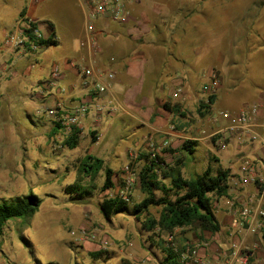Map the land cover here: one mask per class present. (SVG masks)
<instances>
[{"label":"rangeland","instance_id":"rangeland-1","mask_svg":"<svg viewBox=\"0 0 264 264\" xmlns=\"http://www.w3.org/2000/svg\"><path fill=\"white\" fill-rule=\"evenodd\" d=\"M197 1L199 4L196 2L194 6L198 8L200 6L202 9V41L205 44L203 47L205 59L223 50L218 47L229 46L231 32L235 47L240 45L242 35L247 32V26L243 24L244 20H241L248 16L253 20L259 13H264V0ZM140 3L142 10L159 7L166 13L177 7L189 6L187 0H140ZM23 6L30 7V0H0V45L2 40L5 41V31L10 28L13 30L15 27ZM32 8L30 15L38 25L52 23L62 37L60 46L42 51L48 55L41 64L42 74H38L40 66L34 64L41 53L17 62L18 69L31 71L26 79L28 82L42 84L50 80L62 56L78 49L80 34L86 21L83 8L78 0H40L39 5ZM251 29H253L251 36L255 39H250L247 44L254 46L255 50L247 51V56L255 59L256 66L264 67V46L260 41L264 37L261 34L264 32V23L255 27L251 26ZM256 51L260 53L254 55ZM208 53L210 55L206 56ZM252 75L264 84V70L259 73L253 69ZM230 85L237 89L231 93V96L219 97L220 100L255 98L251 101L259 102L264 99V90H256L250 81L238 80L236 83L231 82ZM257 86L264 87V85ZM38 92L39 90L35 87L29 93L22 91V95L18 98L21 100L23 94ZM205 98L204 96L203 100ZM171 99L168 103L172 105L180 101V99H174L173 96ZM107 100L105 101L107 108L99 114V117L105 124L116 117L115 119L118 120H115L114 129L106 133L101 143L97 145L94 144L99 141V133L95 131L92 134L85 130L78 147L74 149L65 146L62 138L57 139L52 137V134L50 135L49 126L53 125L50 122L53 119L37 114L39 109L43 111L45 107L37 105L36 110L33 108L27 112L25 105L20 102L14 103L11 108L16 112L12 121L9 118L5 119V113L3 115L0 111V203L29 194H34L42 201L41 207L34 216L28 219H13L5 225L4 234L0 238V264L165 263L166 252L163 250L162 241L156 237L151 241L149 232L142 225L148 217L158 216L159 210L153 208L150 212L141 215L134 212V205L144 198L139 179L129 195L130 208L128 211L106 220L100 211V203L104 198L120 199L115 193L118 187H123V167L130 166L138 177L148 160L154 157L153 155H159L164 162L170 160L171 163H175L180 157L177 153L182 151L180 147L173 148L172 145L162 148L166 137L164 130L154 133L153 146H151L149 138L152 133L145 129L138 133L134 129L135 122L129 114L120 116L118 110L109 112ZM199 101L183 109L184 116H175L167 111V115H171L168 128L174 126L173 131L181 133L184 141L197 143L194 147L195 152L189 156L185 155L182 169L187 178H193L202 173L209 165L235 172L241 156H249L259 161L264 160V150L258 146L239 147L235 141L231 140L226 148H222L217 142H213V139L203 140L202 138L211 132L212 126L209 118L212 115L206 118L200 117L197 112ZM251 101L250 103H253ZM227 105L228 103L222 106ZM215 111L218 110H214L212 114ZM130 113L134 114V112ZM14 120L26 131L14 124ZM26 136L27 138L23 139ZM13 138L16 139L14 143H11L10 140H14ZM41 141L42 144L39 143ZM90 154L102 158L105 163L97 179L92 183L87 177L80 179L79 170L82 161ZM134 154L138 157H133ZM107 168L111 169L113 174L116 173L113 179L117 187L114 186L113 196L108 190L101 191ZM75 184H80L87 190L89 188L88 195L85 192L67 193L66 188ZM218 219L222 221L219 214ZM198 229L200 230L199 224H194L191 231L198 232ZM184 233L185 235L173 233V246L180 251L191 247L189 244L192 240L203 238V235ZM162 238L165 248L171 247L170 244L168 245V235ZM231 243L230 237H226L224 242L219 241V244H223V249L218 252L219 259ZM247 247V251L253 252L250 264H264V231L258 235H250L247 238ZM93 253L97 254V257H94Z\"/></svg>","mask_w":264,"mask_h":264},{"label":"crops","instance_id":"crops-1","mask_svg":"<svg viewBox=\"0 0 264 264\" xmlns=\"http://www.w3.org/2000/svg\"><path fill=\"white\" fill-rule=\"evenodd\" d=\"M187 1L188 7H177L166 13L159 7H149L146 11L142 10L140 0H134L129 7L132 16L125 24L110 23L106 19H99L95 23L96 29L92 35L93 44L91 45L89 44L91 34L88 33L85 22L84 29L80 34L78 49L71 51L70 54L66 53L56 64L60 71V76L55 78L52 73L50 80L42 84L28 82L26 79L31 74V71L18 69L17 62L41 53V56L35 60L34 64L40 66L38 74H42L43 67H41V64L48 56L42 51L61 45L62 37L57 33L54 25L49 23L43 26L38 25V27L45 39L52 38L57 40V45L39 46L35 54H31L28 51L23 53L20 50L8 47L5 41L2 40L0 45V111L3 115L5 113V119L9 118L12 121L16 112L11 108L14 103H22V105H25L27 112H30L37 105L53 108L61 104L67 109H71L80 102H87L91 105V110L82 123V135L85 130L91 133L98 132L100 138L94 144L97 145L101 143L106 133L114 129L113 126L118 120L114 117L105 124L102 118L99 117V114L103 112L101 108L105 106V101L110 98L117 102V110L120 116L129 114L130 118L135 122L134 129L138 133L145 129L151 132L153 136L154 133L164 130L163 133L166 135L164 140H168L173 148L180 147L181 150L185 142L184 136L168 128V121L171 115L168 116V112L163 108L166 102L172 100L171 97L177 90H181L179 104L182 105L183 109L190 107L196 101L200 100L199 102L201 103L204 96L217 95L216 103L213 106L214 110H238L248 103L251 104L250 101L255 99L234 98L228 101L220 100L219 97L231 96V93H234L237 89L231 87V82L236 83L238 80L250 81L256 90H264V87L257 86L264 85L263 82L252 75L253 69L260 73V71L264 70V67L256 66L257 62L254 61L255 59L247 56V51L255 50L254 46L247 44L250 39H255L251 36L253 32L251 26L255 27L264 23V13H259L257 18L253 20L249 16L241 20H244L243 24L247 26V32L244 34L245 36L242 35V42L236 46L237 48L232 41L233 33L231 32L229 35L231 40L229 46H225V48L218 47L222 48L224 52L220 51V53L211 55L209 59H205L203 55L205 44L202 41V9L200 6L199 8L194 6L196 2L199 4L197 0ZM39 2L40 0H30V7H22L13 30L22 18L20 16L22 12H24V17L33 20L30 13L33 9L32 7H37ZM10 30L11 28L5 31V40L13 31ZM261 34L264 36V32H261ZM260 41L264 46V37ZM210 53L206 54V56H209ZM259 53L260 51H256L254 55ZM113 58L115 61L111 60ZM25 63L27 64V62ZM89 63H92L95 68L102 70L113 69L116 72L114 89L108 95H99L91 86H84L81 70L83 66H88ZM33 66L32 64L31 67L33 68ZM213 73L218 79L216 87L212 85L211 75ZM35 87L39 90L38 93L23 94L22 99L19 100L18 97L22 95V91L29 93ZM258 97L260 98L259 92ZM259 102H264V99ZM226 103H228L227 106H222ZM130 112H134V114ZM50 122L53 124L49 126L50 135L52 134V137L54 136L57 139L62 138L61 140L65 145V140L70 136H67L62 128L58 129L57 123L53 120ZM209 122L212 126L211 132L208 136L202 138L203 140L213 139L211 136L218 126L221 127V123L219 122L218 125L214 124L211 117ZM13 123L17 124L15 120ZM17 126L26 131L22 126L18 124ZM159 137L163 138L162 136ZM24 138H27V136ZM13 139L10 140L11 143H14L16 138ZM42 141L39 143L42 144ZM183 153L178 152L177 154L181 157ZM162 162L164 161L162 160ZM173 164L170 160L161 163L164 166L163 169L166 168V165L171 166ZM182 173L187 178L183 169ZM113 182L114 186L117 187L114 179ZM214 207L217 219L218 214L222 219V221L218 219L221 224L219 233L211 234L202 232L199 229L198 232H192V226L174 231L175 235H185L184 232H188L186 235H203L201 239L192 240L189 244L191 247H187V249L192 247L198 249V262L195 264H227L225 254H230L232 245L238 244L239 240L242 239V235H244L233 225L232 217L227 212L222 199L216 201ZM217 207H219L218 211ZM163 236L165 237L166 235ZM226 237H230L232 243L221 254L223 257L219 255L221 256V259H219L218 252L223 249V244H219V241H226Z\"/></svg>","mask_w":264,"mask_h":264},{"label":"built area","instance_id":"built-area-1","mask_svg":"<svg viewBox=\"0 0 264 264\" xmlns=\"http://www.w3.org/2000/svg\"><path fill=\"white\" fill-rule=\"evenodd\" d=\"M83 8L86 21V29L89 34V44H93V33L95 31V23L99 19H106L110 23L118 25L125 24L131 18L130 4L134 0H78ZM33 21V20H32ZM35 22V21H33ZM36 23V22H35ZM34 38V39H32ZM45 37L40 31L38 24L33 28L30 21L26 17H22L15 30L11 32L5 40L8 47L20 50L23 53L30 52L35 54L39 48V42ZM115 61V59H111ZM1 68V67H0ZM53 76L58 78L60 71L58 67L54 68ZM83 84L92 87L99 95H108L114 89L116 82V72L113 69L102 70L93 67L89 63L83 66L81 70ZM103 77V78H102ZM212 85H218L217 76L211 75ZM174 99L181 98V90H177L173 94ZM109 112H115L117 102L114 99L108 100ZM107 106L101 108L105 110ZM91 110V105L87 102H80L67 109L63 105H57L53 108L38 110V115H46L59 124L67 136H70L73 129H82V123L86 119ZM212 122L218 126L211 138L220 136L217 144L222 148L228 146L229 141H235L239 147L258 146L264 150V102H256L243 106L238 110L222 109L216 111L211 116ZM174 130V126H170ZM154 137L150 136L149 144L153 146ZM169 141L163 142L162 148L169 147ZM137 158L138 155L134 154ZM139 179L132 171L130 166L124 167L123 187L116 190L117 196L126 202H129V195L133 191V187ZM229 195L223 197L227 212L231 215L233 225L240 232L244 233L238 244L232 245L230 254H225L227 264H250L253 252L247 251V238L250 235H258L264 231V160H257L249 156H241L237 170L232 173L228 179ZM112 195L113 188L109 189ZM219 207H217V211ZM174 235L168 236V245L174 250ZM167 245V246H168ZM173 246V247H172ZM180 251V250H179ZM180 261L182 264H195L198 262V249L188 248L180 251Z\"/></svg>","mask_w":264,"mask_h":264},{"label":"trees","instance_id":"trees-1","mask_svg":"<svg viewBox=\"0 0 264 264\" xmlns=\"http://www.w3.org/2000/svg\"><path fill=\"white\" fill-rule=\"evenodd\" d=\"M20 16L24 17V12ZM26 20L31 22L33 28L37 27V23L30 18H26ZM50 45H57V40L49 38L39 42V46ZM216 99L217 95L210 94L199 104L197 112L200 117L206 118L212 115ZM163 108L175 116H184L183 107L179 103L172 105L166 102ZM56 125L58 129H61L59 124ZM81 135L82 129L75 127L70 137L65 140V146L70 149L76 148L80 142ZM219 137H213V142H216ZM195 146H197L196 142L185 141L181 151L185 155H192ZM185 155L183 154L179 157L173 165H166L165 169L161 165L164 162H162L159 155H154L139 173L140 189L144 198L141 202L134 205V212L137 215H141L145 212H150L153 208L159 210L158 216H150L142 223L143 228L149 232L151 241H153L154 237L161 240L163 235H173L176 229L187 228L194 224H199L202 232L216 234L221 230V224L217 219L214 204L219 199L229 195L228 179L233 172L230 169L214 168V166L209 165L202 174L193 178H185L182 173ZM215 160L217 161L216 158ZM104 166L103 159L87 155L80 165V179L87 177L91 183L94 182ZM113 187V171L107 168L101 191L105 192ZM66 192L69 194L85 192L88 195L89 188L87 190L86 187L75 184L68 186ZM41 202L39 197L34 194L1 202L0 238L4 234L5 225L10 220L28 219L34 216L41 207ZM129 208L130 203L120 199L104 198L100 203V211L106 220L128 211ZM162 243L163 250L166 252L164 264H182L180 261L181 252L171 247L166 249L163 240ZM92 255L97 257L95 253Z\"/></svg>","mask_w":264,"mask_h":264}]
</instances>
